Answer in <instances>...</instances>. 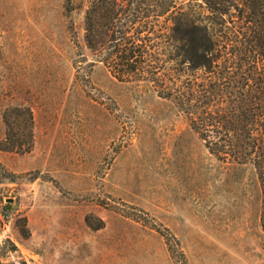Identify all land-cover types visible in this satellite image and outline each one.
I'll list each match as a JSON object with an SVG mask.
<instances>
[{"label":"rangeland","instance_id":"rangeland-1","mask_svg":"<svg viewBox=\"0 0 264 264\" xmlns=\"http://www.w3.org/2000/svg\"><path fill=\"white\" fill-rule=\"evenodd\" d=\"M68 1L0 0V143L8 107L33 115L31 151L0 149V258L264 264L255 170L211 154L154 82L94 63L90 0Z\"/></svg>","mask_w":264,"mask_h":264},{"label":"trees","instance_id":"trees-1","mask_svg":"<svg viewBox=\"0 0 264 264\" xmlns=\"http://www.w3.org/2000/svg\"><path fill=\"white\" fill-rule=\"evenodd\" d=\"M84 29L94 63L154 82L211 154L255 170L264 231V0H90ZM4 123L0 149L30 152L31 109L8 107Z\"/></svg>","mask_w":264,"mask_h":264},{"label":"water","instance_id":"water-1","mask_svg":"<svg viewBox=\"0 0 264 264\" xmlns=\"http://www.w3.org/2000/svg\"><path fill=\"white\" fill-rule=\"evenodd\" d=\"M12 200H10V202H11Z\"/></svg>","mask_w":264,"mask_h":264}]
</instances>
